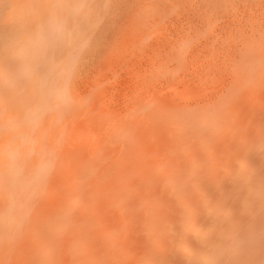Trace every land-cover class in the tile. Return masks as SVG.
I'll return each instance as SVG.
<instances>
[{"label":"bare ground","instance_id":"1","mask_svg":"<svg viewBox=\"0 0 264 264\" xmlns=\"http://www.w3.org/2000/svg\"><path fill=\"white\" fill-rule=\"evenodd\" d=\"M131 1L0 0V126L47 107L41 85L53 65L70 67L73 97L43 114L40 132L56 153L54 170L25 216L0 221V264H264L263 45L240 50V62L233 52V82L216 75L213 86L229 78L231 91L221 83L225 92L215 86V96L184 94L191 74L168 64L141 78L142 107L129 109L128 125L110 126L107 135L72 123L90 104L101 114L104 105L111 109L99 79L91 86L96 105L86 104L92 92L81 95L75 78L93 41ZM143 1L139 15L150 18L168 0ZM48 22L63 29L37 54L33 41ZM7 205L5 191L0 212Z\"/></svg>","mask_w":264,"mask_h":264},{"label":"rangeland","instance_id":"2","mask_svg":"<svg viewBox=\"0 0 264 264\" xmlns=\"http://www.w3.org/2000/svg\"><path fill=\"white\" fill-rule=\"evenodd\" d=\"M133 1H131V3H134L133 6L136 7V9L132 7L131 3L129 7L128 5L122 6L120 14L122 13L124 15L120 16L119 11H117V17L114 19L115 22L111 23V21H109L110 24L108 22L105 25L104 31L100 33L101 35L98 40L93 41L94 47L89 50L82 59L83 64L79 69L81 72L78 71L76 75L77 78L75 79L76 82L79 81V84H81H78L80 93L84 90L86 91L84 93L85 95H87V92H92L91 94L89 93L87 97L81 93V95L87 98V100L85 99L86 104L96 103L97 105V102H90V100L94 101L97 95V93L93 91L97 86L95 88L93 86L98 83L97 80L99 79L101 88H104L102 91H107L108 93L104 92L103 94L109 96H107V100L111 109L108 110L104 105V114H101L100 110L95 109L96 107L92 108L95 110L91 113L89 112V110H92L90 104L89 110H84L82 115H78L79 117L77 115H72L71 121L73 124L75 122L74 126L78 130H91L93 133L100 131V134L108 135L110 126L113 127L112 129H115L122 124L128 125L127 118L131 113L129 109L136 107L138 104L141 106L138 105L137 107H142L140 95L137 94L142 88V85L139 83L144 78L148 80V76L150 77L152 74L158 72V69L162 66L168 64H172L173 68L179 65V70L182 69L181 71H185V73L181 74L187 75V78L191 74L189 79L190 81L193 79L192 86L187 85V91L184 94L198 96L200 98L203 95L201 92H205L202 97H208V94H210V96H215L218 94L224 82H221V79L219 83L221 82L222 84L220 83V85L217 83L218 86L215 85L220 89H216L213 88L215 87L213 85L216 83L213 82V80H219L218 77L220 78L221 75L223 76L221 78L231 76L229 77L230 80L232 77L234 80V70L237 69L236 64L244 57V55H241L242 52L245 51L246 53V50L248 52L252 50V48L253 50H257L258 48L264 47V0H168L162 6L161 14L150 18L149 16L147 18L146 16L144 17V13L142 14V12L140 13L141 15H139L138 12V10L146 4L145 1ZM137 2L141 5L139 3L138 5ZM123 8L125 9V13L122 12L124 11ZM128 8H130V10ZM143 10L144 9H141V11ZM127 11L131 12L127 13ZM135 13L137 15H132ZM112 19L113 16H111L109 20ZM261 45L263 46L260 47ZM240 50H242V52ZM237 52L241 53L238 54ZM239 55H241V57H239ZM234 57L238 59L237 62ZM209 58L210 60H208ZM231 59L235 62L233 63ZM242 60H244V58H242ZM202 65L205 66L203 67ZM233 65L236 69H234ZM193 66L196 70L195 68L193 69ZM217 66L220 69H218ZM156 67H158V69ZM214 67H217L222 73L216 74L215 72L218 70ZM187 68H189V70ZM204 68L206 69V72L204 71L205 73L202 72ZM223 68L226 69L227 72H225ZM230 68H232L234 76L228 75L229 72L232 74ZM198 69L200 70L199 72L197 71ZM209 69L212 71L216 69L217 71H208L211 73L208 74L207 70ZM187 70L189 73L186 74ZM193 70H195L194 72L197 74V78L195 75H192L194 74ZM228 70L230 71L228 72ZM170 73L173 74L172 72ZM206 74L208 77L210 75L213 76H210L206 80L203 77ZM174 75H176V71H174ZM199 76L202 79L204 78V80L201 79V81L207 82L198 83V81L200 82ZM142 77L144 78L141 79ZM187 78L185 81H189ZM195 78L197 81H195ZM211 78V82H208ZM229 78H226L228 79L226 81L228 85L225 83L223 85L229 87V84H232L229 82ZM96 81L97 83H95ZM99 84H97L98 87ZM176 84L177 87L182 90L186 87L179 80H176ZM225 86L224 88L227 89V86ZM231 86L228 88L229 91L232 90L231 88H234V86ZM144 87L146 88L147 85ZM224 88L221 89L223 92H225ZM208 89L210 90L208 91ZM213 89L216 90V93L215 90L211 91ZM109 94L113 96L111 97ZM84 97L80 98V100H83ZM87 101H89V103ZM124 109L126 110L125 112L123 111ZM115 114H117V116ZM121 114H123V116ZM119 118L121 119L119 120ZM105 129L107 130L104 131ZM107 137L109 138V136ZM108 138H103L101 143L105 145L109 141ZM83 143L86 144V148L91 147L86 141H83L82 145ZM63 170L64 169L61 168L59 173H62ZM60 181L61 179L58 182ZM62 182L63 181H61V183ZM48 208L51 209L52 207L49 206Z\"/></svg>","mask_w":264,"mask_h":264},{"label":"clouds","instance_id":"3","mask_svg":"<svg viewBox=\"0 0 264 264\" xmlns=\"http://www.w3.org/2000/svg\"><path fill=\"white\" fill-rule=\"evenodd\" d=\"M62 29V23L41 25L33 41L36 53H43ZM70 72V67L53 65L41 85L47 107H37L6 128L0 126V193H8V205L0 212V221L5 226L14 217L27 214L30 203L46 186L54 170L56 153L40 129L47 108L60 109L73 102Z\"/></svg>","mask_w":264,"mask_h":264}]
</instances>
